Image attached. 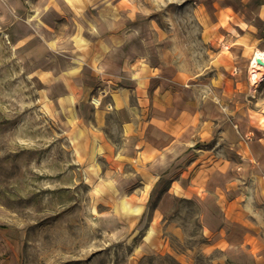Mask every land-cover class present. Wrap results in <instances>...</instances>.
I'll return each mask as SVG.
<instances>
[{"label":"rangeland","instance_id":"374dc122","mask_svg":"<svg viewBox=\"0 0 264 264\" xmlns=\"http://www.w3.org/2000/svg\"><path fill=\"white\" fill-rule=\"evenodd\" d=\"M256 47L264 0H0V234L15 247L5 264H226L205 249L196 201L158 209L167 176L140 198L122 139L130 114L111 101L123 86L138 103L149 75L150 87L165 83L177 104L237 132L213 127L197 156L241 163L236 145L253 140L263 162L264 78L251 93L248 72Z\"/></svg>","mask_w":264,"mask_h":264},{"label":"crops","instance_id":"0c3cea01","mask_svg":"<svg viewBox=\"0 0 264 264\" xmlns=\"http://www.w3.org/2000/svg\"><path fill=\"white\" fill-rule=\"evenodd\" d=\"M140 77L141 85L135 87L138 103H130L128 88L123 86L111 101L113 109L128 110L130 114L124 120L122 139L123 145L136 153L139 185L142 194H146L140 198L147 201L153 189L161 186L162 176H167L158 209L166 199L196 201L201 208L203 233L209 241L205 249L220 250L226 264H264V194L258 192L260 187L264 190V161H259L250 145L253 140L236 145L237 154L242 152L241 163L210 157V151L205 150L197 156L198 144L217 135L213 127L227 128V136L234 139L237 132L221 117L208 121L197 111L177 104L172 89L165 83L150 87V76ZM148 109L151 115L144 117L143 112ZM133 196L138 195L130 197ZM138 209L137 206L134 211ZM2 239L0 234V255L7 250L10 253L1 263L5 264L7 259L15 258V247L7 238Z\"/></svg>","mask_w":264,"mask_h":264},{"label":"bare ground","instance_id":"6f19581e","mask_svg":"<svg viewBox=\"0 0 264 264\" xmlns=\"http://www.w3.org/2000/svg\"><path fill=\"white\" fill-rule=\"evenodd\" d=\"M260 62H264V48L256 47L248 63L251 93L257 90L258 84L264 78V66Z\"/></svg>","mask_w":264,"mask_h":264},{"label":"water","instance_id":"95a60500","mask_svg":"<svg viewBox=\"0 0 264 264\" xmlns=\"http://www.w3.org/2000/svg\"><path fill=\"white\" fill-rule=\"evenodd\" d=\"M260 65L264 66V62H260Z\"/></svg>","mask_w":264,"mask_h":264}]
</instances>
